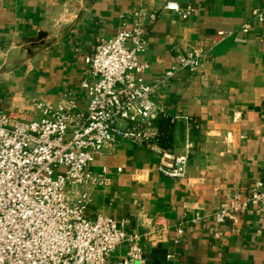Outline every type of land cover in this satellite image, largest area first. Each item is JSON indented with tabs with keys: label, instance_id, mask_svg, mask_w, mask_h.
<instances>
[{
	"label": "crops",
	"instance_id": "crops-1",
	"mask_svg": "<svg viewBox=\"0 0 264 264\" xmlns=\"http://www.w3.org/2000/svg\"><path fill=\"white\" fill-rule=\"evenodd\" d=\"M168 1L0 0V111L39 119L32 100L55 106L67 94L85 109V57L137 24L146 39L140 59L149 64L137 77L146 82L161 81L176 49H206L198 71L179 69L153 95L169 116L157 121L169 146L188 154L186 177L164 175L157 152L120 139L88 164L108 182L88 188L87 216L110 215L127 236L140 234L145 264H264V207L215 218L264 180V20L253 15L264 0H174L192 9L186 19L166 10ZM218 30L233 35L218 40ZM128 250L125 241L108 263L120 264Z\"/></svg>",
	"mask_w": 264,
	"mask_h": 264
},
{
	"label": "built area",
	"instance_id": "built-area-1",
	"mask_svg": "<svg viewBox=\"0 0 264 264\" xmlns=\"http://www.w3.org/2000/svg\"><path fill=\"white\" fill-rule=\"evenodd\" d=\"M165 9L185 19L192 12L174 0ZM253 15L264 20V5ZM250 27L245 23L240 31L247 34ZM231 35L225 30L216 33L218 40ZM234 38L247 42V37ZM260 42L264 46V38ZM145 46L140 24L98 42L85 57L90 69L81 81L88 98L83 110L67 94L55 106L32 100L43 114L39 119H15L0 111V264H109L108 258L125 241L129 250L120 264H145L140 234L127 236L110 215L87 216L92 202L88 188L108 182L88 170V164L106 147L126 139L157 152L164 175L186 177L188 154L164 144L157 121L169 116L153 95L159 83L179 69L198 71L206 53L197 46L175 48V64L160 82L149 83L137 77L149 68L140 59ZM258 206L264 207V180L256 181L245 198L235 195L224 202L215 218L223 223Z\"/></svg>",
	"mask_w": 264,
	"mask_h": 264
},
{
	"label": "trees",
	"instance_id": "trees-1",
	"mask_svg": "<svg viewBox=\"0 0 264 264\" xmlns=\"http://www.w3.org/2000/svg\"><path fill=\"white\" fill-rule=\"evenodd\" d=\"M162 118H163L164 120H169V119H168L169 117H164V116H162ZM162 135H163V134H162ZM163 137H164V144H165V145H169V144H168V140H167V138H165L164 135H163Z\"/></svg>",
	"mask_w": 264,
	"mask_h": 264
}]
</instances>
